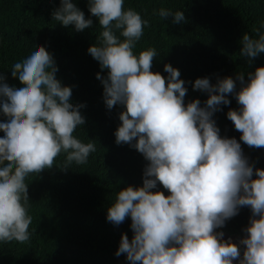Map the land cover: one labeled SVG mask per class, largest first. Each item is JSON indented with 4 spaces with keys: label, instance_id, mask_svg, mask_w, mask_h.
Wrapping results in <instances>:
<instances>
[{
    "label": "clouds",
    "instance_id": "clouds-1",
    "mask_svg": "<svg viewBox=\"0 0 264 264\" xmlns=\"http://www.w3.org/2000/svg\"><path fill=\"white\" fill-rule=\"evenodd\" d=\"M124 0H87L88 12L101 28L87 52L106 76L103 85L108 109L122 105L115 143H127L147 164L142 186L119 190L106 210V220L119 225L130 218L132 237L121 234L116 256L129 264H264V169L253 168L235 138L221 137L213 113L228 105L231 93L239 105L227 118L240 132V141L264 147V66L236 82L230 77L191 82L206 92L204 106L198 99L185 104L187 89L179 71L165 63L166 77L150 71L157 56L154 48L134 54L136 42L148 21ZM52 19L75 31L91 27V18L73 0H60ZM158 15L173 23L185 20L182 10L161 8ZM264 28V24H261ZM119 32V35H117ZM257 38L241 37L240 56L264 53V32ZM123 38V39H121ZM57 68L44 47L32 44L11 66L14 86L0 75V244L30 238L32 217L25 178L54 166L61 153V168L87 163L96 145L84 143L73 133L84 124L82 104L70 102L71 88L55 78ZM255 176V178H253ZM157 182L168 191L156 189ZM247 206L252 215L237 243L223 239L225 222ZM244 247L241 249L240 246Z\"/></svg>",
    "mask_w": 264,
    "mask_h": 264
},
{
    "label": "trees",
    "instance_id": "trees-1",
    "mask_svg": "<svg viewBox=\"0 0 264 264\" xmlns=\"http://www.w3.org/2000/svg\"><path fill=\"white\" fill-rule=\"evenodd\" d=\"M73 3L85 18L92 19L91 27L75 31L72 25L54 21L51 14L60 6V0H0V75L5 77L4 82L9 86L18 83L11 76V66L27 48L32 44L44 47L57 68L55 78L71 88L70 102L83 105L79 112L84 124L73 135L96 145L85 164L61 168L65 159L61 153L53 167L25 178L31 235L24 243L0 244V264H129L124 254L116 256L115 251L122 233L132 237L130 218L114 225L106 220V210L119 190L142 186L147 161L127 143H115L114 131L120 124L118 116L123 106L106 107L103 85L96 74L106 76L107 70H101L87 52L96 43L101 28L88 12L87 0ZM123 8L134 9L148 21L134 54L154 48L157 56L150 71L162 77L167 76L165 63L176 68L179 79L185 81V104L198 99L203 107L207 99L206 92L192 88L196 78L206 77L215 84L218 78L230 77L238 90V73L247 82L248 73L264 66V53L251 58V63L239 53L244 33L257 38V29L264 32V0H124ZM161 8L182 10L185 20L173 23L171 17L162 19L158 15ZM226 95L229 104H221L212 116L219 135L235 138L248 163L264 169V147L240 141V132L226 116L229 109L236 110L239 105L231 93ZM156 190L169 194L159 182L151 191ZM251 215L250 209L242 206L237 215L214 231L240 239L246 235L243 229Z\"/></svg>",
    "mask_w": 264,
    "mask_h": 264
},
{
    "label": "water",
    "instance_id": "water-1",
    "mask_svg": "<svg viewBox=\"0 0 264 264\" xmlns=\"http://www.w3.org/2000/svg\"><path fill=\"white\" fill-rule=\"evenodd\" d=\"M222 238L225 239V240H228L230 238L233 243H237V241L239 240V238L236 237V236H231V235L224 234V233H223V237ZM235 263H236V261L234 260L233 264H235Z\"/></svg>",
    "mask_w": 264,
    "mask_h": 264
}]
</instances>
